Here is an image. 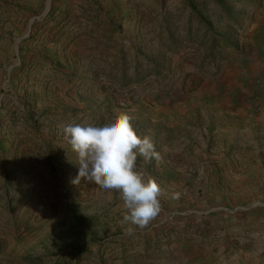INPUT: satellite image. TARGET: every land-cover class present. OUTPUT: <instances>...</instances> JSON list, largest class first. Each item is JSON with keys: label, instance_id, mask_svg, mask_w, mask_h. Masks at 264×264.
<instances>
[{"label": "rangeland", "instance_id": "rangeland-1", "mask_svg": "<svg viewBox=\"0 0 264 264\" xmlns=\"http://www.w3.org/2000/svg\"><path fill=\"white\" fill-rule=\"evenodd\" d=\"M46 1L0 0V264H221L236 226L260 237L242 208L264 203V0H51L42 16ZM225 90L239 128L210 98ZM119 112L162 157L137 158L162 190L143 229L118 193L72 182L63 127Z\"/></svg>", "mask_w": 264, "mask_h": 264}, {"label": "clouds", "instance_id": "clouds-1", "mask_svg": "<svg viewBox=\"0 0 264 264\" xmlns=\"http://www.w3.org/2000/svg\"><path fill=\"white\" fill-rule=\"evenodd\" d=\"M133 117L119 112L103 125L67 124L62 131L77 154L79 172L72 181L81 179L95 183L101 189L116 192L125 210L124 221L143 229L160 213L161 188L153 178L139 169L137 158L160 163L152 136L141 137L132 124ZM135 229L129 227L127 235Z\"/></svg>", "mask_w": 264, "mask_h": 264}, {"label": "crops", "instance_id": "crops-1", "mask_svg": "<svg viewBox=\"0 0 264 264\" xmlns=\"http://www.w3.org/2000/svg\"><path fill=\"white\" fill-rule=\"evenodd\" d=\"M236 81V80H235ZM230 90V89H229ZM229 90L225 91H213L210 95V98L214 99V101L221 102L222 105H224V110L222 109L220 111V114H223L224 118L228 122H232V125H236L238 128L240 125L238 122L241 121L242 115H243V109H239V95L237 92H233L232 90L230 92H227ZM239 109V110H238ZM237 123V124H236ZM227 126H230V124H227ZM227 133H229V127L228 130H226ZM205 136L209 138L207 132L205 131ZM194 145L190 146V150L187 152L186 159L188 160H196L198 158V152L196 149V143L193 140ZM225 146V152H228L231 149V146H233V141L231 140L230 136L227 135L225 137L224 143L221 142ZM251 144H254L253 142L249 143V146ZM206 148V146H203ZM253 149L258 151L257 145L253 146ZM264 150V149H263ZM221 156L225 158V153H221ZM228 167L234 171H240L237 175L236 179H240L241 183L239 184L242 186V188L248 189L247 186H243L242 182L246 179L245 170H243V164L240 159L236 157L234 159L231 157V161ZM242 218L243 221L247 219H252L255 221H261L264 222V203L260 204L259 202H253L248 209L242 208ZM244 229L241 227L236 226L234 228V233H227L228 235L233 234L235 238L232 240L225 239V244L223 245V248L219 251L217 255H219V259L221 261V264H264V230H262V233L260 237H258L257 234H250L248 236L244 235L243 233ZM233 241V242H232ZM232 246V247H231ZM234 246V248H233ZM233 248V249H232ZM227 249V251L224 253V251ZM230 253L232 256H229ZM216 256V255H215Z\"/></svg>", "mask_w": 264, "mask_h": 264}, {"label": "water", "instance_id": "water-1", "mask_svg": "<svg viewBox=\"0 0 264 264\" xmlns=\"http://www.w3.org/2000/svg\"><path fill=\"white\" fill-rule=\"evenodd\" d=\"M50 4H51V0H47V1H46V4H45L44 11H43V13H42V16H44V15L49 11V9H50ZM32 21H33V19L29 22V29H30V26H31V24H32ZM15 49H16V51H17V47H16Z\"/></svg>", "mask_w": 264, "mask_h": 264}, {"label": "trees", "instance_id": "trees-1", "mask_svg": "<svg viewBox=\"0 0 264 264\" xmlns=\"http://www.w3.org/2000/svg\"><path fill=\"white\" fill-rule=\"evenodd\" d=\"M226 45V44H225ZM232 48V47H231ZM231 50H233V49H231Z\"/></svg>", "mask_w": 264, "mask_h": 264}]
</instances>
